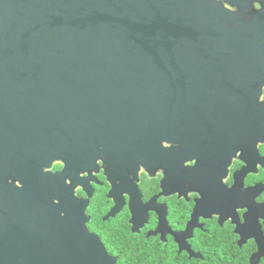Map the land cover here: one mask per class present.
Wrapping results in <instances>:
<instances>
[{"label":"water","instance_id":"95a60500","mask_svg":"<svg viewBox=\"0 0 264 264\" xmlns=\"http://www.w3.org/2000/svg\"><path fill=\"white\" fill-rule=\"evenodd\" d=\"M263 96L264 0H0V183L27 180L30 204L11 264H117L87 228L81 175L118 136L214 117L259 155Z\"/></svg>","mask_w":264,"mask_h":264},{"label":"flooded vegetation","instance_id":"af4514ba","mask_svg":"<svg viewBox=\"0 0 264 264\" xmlns=\"http://www.w3.org/2000/svg\"><path fill=\"white\" fill-rule=\"evenodd\" d=\"M194 125L187 134L170 127L145 140L141 129L118 136L76 181L88 230L118 260L114 249H158L187 263L231 249L235 261L252 264L264 252V143L259 155L254 144L235 147L217 117ZM63 167L58 161L52 171ZM26 181L12 173L0 183V264L30 248ZM256 264H264V254Z\"/></svg>","mask_w":264,"mask_h":264},{"label":"trees","instance_id":"16d2710c","mask_svg":"<svg viewBox=\"0 0 264 264\" xmlns=\"http://www.w3.org/2000/svg\"><path fill=\"white\" fill-rule=\"evenodd\" d=\"M120 254L117 264H247L240 259L235 261L231 249H217L207 263L185 262L177 253H161L158 249H114Z\"/></svg>","mask_w":264,"mask_h":264}]
</instances>
